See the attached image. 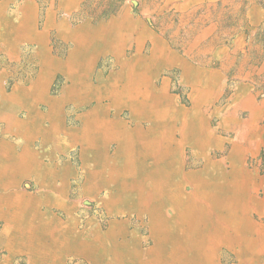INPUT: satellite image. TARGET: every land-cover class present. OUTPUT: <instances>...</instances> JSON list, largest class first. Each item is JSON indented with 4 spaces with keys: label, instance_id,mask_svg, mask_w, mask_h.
<instances>
[{
    "label": "rangeland",
    "instance_id": "obj_1",
    "mask_svg": "<svg viewBox=\"0 0 264 264\" xmlns=\"http://www.w3.org/2000/svg\"><path fill=\"white\" fill-rule=\"evenodd\" d=\"M1 1L4 4L2 7L0 4V98L14 96L15 99L10 97L7 101L11 104L22 98L30 99L31 106L38 103L36 120L44 121L49 127L55 121L72 130L58 135L71 136L83 129L88 113L96 107L108 112V119H112L110 111L116 120L115 109L122 111L118 117L123 120L117 121L132 133L139 129L148 132L154 125L153 121L140 119L130 107L118 109L108 96L87 100L71 96L68 90L73 85V77L67 65L79 50L83 51L82 60L90 62L87 79L95 87L117 78L121 71L128 70L127 63L135 65L140 56V60L145 59L141 66L150 63L155 54L163 57L160 71L151 77L155 89L167 90L186 115L176 122L174 138L179 148L174 154L180 174L171 180L178 189L181 185L184 187L177 195L181 208L177 211L170 206L173 210L169 209V217H165L171 227L161 236L155 231L159 245L147 264H250L245 260L249 256V260H257L256 264H264V5L261 0H190L191 6L186 0ZM113 21L119 25L130 23L132 31L130 39L117 51L100 33ZM86 37L92 41L84 47L80 42ZM99 54L101 58L97 62ZM40 81L46 84V93L30 94ZM25 108L21 107L18 113L22 117L26 115ZM85 111L88 112L81 115ZM189 113L199 115L211 138L209 147L202 149L201 142L197 145L182 142L185 123L191 118ZM82 117H85L84 124ZM111 141L118 142L126 151L130 149L117 139ZM144 142L146 146L151 143L140 139V145ZM145 151L153 167L155 156ZM78 154L77 144L71 157L79 170ZM127 154L128 166L132 167L130 161L134 159L130 152ZM208 170L215 183L206 188L210 194L199 200L201 204L197 199L195 205H190L188 197L197 192V187L187 177L200 176ZM216 184L223 187L217 188ZM72 192H79V180H73ZM109 194L105 191L96 198L80 200L78 227L81 231L91 223L105 231L113 221L122 220L126 222L128 238L136 232L144 250L153 248L156 239L151 233L148 215L114 212L115 207L121 213L133 206L129 195L124 199L116 196L114 199L120 205L111 201L110 211L105 203ZM197 204L204 209L200 207L197 212ZM211 236L218 237L219 242ZM167 243L172 244L170 250ZM18 263L27 264L24 257L13 264ZM66 264H87V261L70 255Z\"/></svg>",
    "mask_w": 264,
    "mask_h": 264
},
{
    "label": "crops",
    "instance_id": "obj_2",
    "mask_svg": "<svg viewBox=\"0 0 264 264\" xmlns=\"http://www.w3.org/2000/svg\"><path fill=\"white\" fill-rule=\"evenodd\" d=\"M186 1V4L191 6L190 0ZM0 4L2 7L4 2L1 1ZM115 23L113 21L108 26ZM174 35H178V32ZM167 48L171 49L170 45H167ZM100 58L99 54L97 62ZM163 61L161 60L156 66L149 63L141 66L142 60H139L135 61V65L140 67V72L145 73L144 78L154 84L151 76L160 71V63L163 64ZM165 61H167L166 57ZM115 62L117 64L116 57ZM130 65H127V69ZM10 97L11 95H5L3 99L0 98V264H13L23 257L27 264H66L70 255L83 257L87 264H147L152 252L159 245V240L153 231L151 209L138 204L134 196L136 194L138 198V192L145 194L151 192L149 181L151 174L144 179L139 173V180L144 179V188L141 191L133 188L131 191L129 185L132 177L125 171L129 169L127 153L130 152L132 157L135 155L139 163L144 164L140 172H149L148 168H152L151 158L147 157L145 151L149 149L142 144L138 145V148L135 146L126 151V148L118 142L111 140L106 142V138L104 139L106 134H103L105 132L98 128L89 129L90 133L87 129L86 134L85 129L74 131L78 139L73 134L72 137L65 133L58 135L62 131L49 134L48 126L44 121L36 120V114L39 113L38 103L31 106L30 99L24 100V98L15 104L7 103L11 100ZM21 107H26L27 111L23 117L18 114L21 112ZM95 111L101 113L103 109L96 107ZM115 111L118 116L122 112H118L117 109ZM118 116L117 120H123ZM110 117L114 118L111 111ZM81 120L84 124L85 117ZM134 122L131 125H136V121ZM144 126L147 127L148 122H145ZM69 130L67 132L72 131ZM93 138L96 140L92 141L94 143L91 142ZM77 140L80 141L75 143ZM77 144L79 170L71 157V152ZM154 164L153 162L152 165L155 166ZM175 164L176 168L178 163ZM176 170L177 173L172 174L173 178L180 174L179 169ZM73 180H79V192H72ZM172 185L178 190L175 183ZM105 191L110 192V196L105 201L110 211L113 206L111 201L117 198L116 196L119 198L123 196L121 199H124L129 195L130 201L133 199V206L127 207V210L121 213L115 207L114 212L118 214L136 212L148 215L151 233L156 239L153 248L144 250L136 232L135 236L128 238L126 222L122 220L113 221L105 231L101 226L92 223L88 227L86 225L83 230L85 232L81 231L78 227L80 200L96 198ZM158 206L164 217L168 218L169 209H172L170 205L163 201ZM87 234L89 238L85 236ZM171 246V243H167V250H170ZM249 257L245 260L250 264H256L257 260L255 258L249 260Z\"/></svg>",
    "mask_w": 264,
    "mask_h": 264
},
{
    "label": "bare ground",
    "instance_id": "obj_3",
    "mask_svg": "<svg viewBox=\"0 0 264 264\" xmlns=\"http://www.w3.org/2000/svg\"><path fill=\"white\" fill-rule=\"evenodd\" d=\"M120 24L121 25L115 23L114 25H110L109 27L105 28L104 30L102 29L100 31L101 37L104 39V41H107L109 45H111L112 47H115V51L120 50L121 49L120 47H122L125 44L126 40L130 39V35H132L131 34L132 31H130L131 27H129V26H131L130 23L127 22L125 25H123V23L120 22ZM138 40H139V38H137V41ZM90 41H92V39L89 37H86V38H83L81 40L80 44H82L84 47H86L85 46V45H87L86 42H90ZM82 53H83V51L79 50V53L78 54L76 53V56H73L71 58V60H69L68 65H67L69 75L71 77H73V85L68 90V92L70 93L71 96L76 97V98L85 99V100L91 99L93 96H99L100 98H103L104 96H108L110 98H113L114 105L118 109L123 108L124 106L130 107L133 109L135 114L137 116H139L140 119H142V120L148 119V120L154 122V125L152 127H150V131L147 132V131L139 129L140 131H136V132L132 133V131H129V129L127 127L123 126V123L121 121H117L114 118L108 119L106 116L108 112H105L103 110L99 114V113H97V111H95V109H93L91 112L88 113L87 120L85 123V128H83L82 130L85 129L84 132L86 134L87 129H88V132H89V129L90 130L97 129V128L101 129L100 131L103 130V132H105L103 134H106L104 137V139L106 138L105 139L106 142L109 140H112V139H117L122 145L127 144L130 149L135 148L136 143H139L138 145H140L141 144L140 139H142V141H144V139L150 140L151 143L149 142L150 144L148 146H146L147 144L145 142L143 143V146L146 147L147 149H149L150 154L152 152V155L155 156V159H153L155 166H153L151 168L152 170H150L153 173L155 172V174L149 176V181L152 180V182H150L151 192L150 193L148 192L147 194H145L143 192H139L140 195L136 200H137L138 204L145 205L147 208L151 209L150 214L152 213V215H153V217H152L153 218V230H154V232L156 231V234L161 236V234H163L165 230H167L171 227V222H168L167 220H165L164 215L159 210V207H160V206H158L159 203H161V202L163 203V201H164V203H166L172 207H175L177 211H179V209L181 208L179 205V200L177 198V195H178V192H181L182 187L180 186V189L176 190V188L172 185L173 182H171V180L173 179L172 174L177 173V170L175 168V163H178V161H177V158L175 157L174 150L179 148V142L177 141L178 142L177 143L175 141V138H174V131H175L176 122L178 121V119L183 120V116L184 117L186 116L184 114V110L180 109L177 105H175L176 104L175 101L168 94L167 90L161 89L162 91H160V92L157 91V89H155L153 84L144 78L145 73L139 71L140 67H137L136 65H132L133 63L130 65V67L128 68L127 71H125V72L121 71L118 74L117 78H115L114 80H110L109 82L101 84L100 86L97 85V87H95L94 84L92 83V81L87 79L89 77V72L91 70V67H90V62L88 60H82ZM140 57L136 58V61H139ZM159 58H160V55L156 56V54H155V56H153V58H151L149 64L155 65V66L158 65L161 60L162 61L164 60V59H162L163 58L162 56H161L160 60H159ZM142 60L145 61V59H142ZM65 63H67V61ZM59 65H61V64H59ZM127 65H128V63H127ZM62 67H65V66H62ZM49 69H51V68H49ZM47 73H48V71H47ZM49 74L51 75L50 72H49ZM39 79H41V78H39ZM46 79H48V78H46ZM45 85L46 84H44L42 81L38 82L34 86L35 87L34 93H30V94L43 95V93L45 92ZM11 97L14 98V96H11ZM33 98L34 97H32V99ZM36 98L37 97H35V99ZM189 114H190L191 118L189 119V121H186V123H185L184 140L182 142L184 143L187 141H191L195 145H197L199 142H201V143H203L202 146H200L202 149L209 147L211 144V138H210L209 133L205 129L202 121L200 120L199 115H195V114L193 115V113H189ZM50 117H52V116H50ZM144 121H146V120H144ZM183 129H184V127H183ZM60 131H62V132L66 131L67 132L68 129L65 128V126L62 124L61 125L56 124L55 121H54V124L51 127L48 126V129H47V132H49V134L50 133L55 134V133L60 132ZM100 131H99V133H100ZM145 133L146 134L148 133V134L146 135ZM72 134L75 136L74 133H72ZM76 134H77V132H76ZM100 134H102V133H100ZM143 135H146V136H143ZM76 136H77V138H76ZM76 136H75V138L78 139V135H76ZM80 136L82 137V133ZM86 137H87V135H86ZM88 137H91V136H88ZM93 140H95V139L93 138L91 140V142ZM105 141H103V142L106 143ZM89 143H90V141H89ZM92 143H94V142H92ZM147 143H148V141H147ZM183 143H181V144H183ZM144 144H146V145H144ZM136 148H138V147L136 146ZM132 159H134V160L133 161L131 160L130 162L132 163L133 166L132 167L128 166L127 167V168H129L128 171H125V168H124V171L127 175L132 177L131 183L129 185L131 187V191L133 190V188L141 191L142 188H144V186H143L144 179H145V177H147L149 175V173L146 174V173L140 172V168L142 169L144 167V164L139 163L140 161L137 157H135V155L133 156ZM135 159H137V160H135ZM20 163H23V162H20ZM143 163H145V162H143ZM23 167H21V168H23ZM25 167H27V166H25ZM29 167L31 168V166H29ZM139 173L142 174V176L144 178L143 180H139V178H138ZM127 175H125V176L127 177ZM144 175H145V177H144ZM238 175H240V173ZM188 179L191 183L193 181V184H195V186L197 187V192H195V194H190V197H188V198H190V201H189L190 205H195V203H197V199H198L199 204H201V201H199V200H201V198H204L208 194H210V192H208V190H206V188L209 185H212V183H213V178H211L210 171L208 170L205 174L200 175V176L198 174L192 175ZM223 179L224 180L226 179V181L228 180L227 177L225 178V176ZM213 184H215V183H213ZM237 184H238V182H237ZM242 184H243V182H242ZM124 186H125V184H124ZM215 187L220 188L223 186H222V184H216ZM160 189H161V191L158 192ZM171 191H175V192H171ZM191 193H194V192L192 191ZM223 198H224V196H223ZM112 201L114 202V204L120 205L119 200L113 199ZM131 203L133 204V202H131ZM207 205H209V204L207 203ZM200 207H202L204 209V206H200L197 204V207L195 210H197V212H198V209ZM208 209H209V207H208ZM181 211H182V209H181ZM210 211H211V209H210ZM212 215H214V214H212ZM179 216H181V214H179ZM212 222H215V220L214 221L212 220ZM205 235H204V238H205ZM234 237H236V236H234ZM211 238L217 242H219V240H220L218 237L216 238V237L211 236ZM222 238L224 239L225 237L222 236ZM234 243H232V244H234ZM238 245H241V244L238 243ZM263 249H264V247H263ZM253 253L256 254L258 252L255 249V251H253ZM206 259H208V258H206Z\"/></svg>",
    "mask_w": 264,
    "mask_h": 264
},
{
    "label": "trees",
    "instance_id": "obj_4",
    "mask_svg": "<svg viewBox=\"0 0 264 264\" xmlns=\"http://www.w3.org/2000/svg\"><path fill=\"white\" fill-rule=\"evenodd\" d=\"M262 4L264 5V0H261Z\"/></svg>",
    "mask_w": 264,
    "mask_h": 264
}]
</instances>
